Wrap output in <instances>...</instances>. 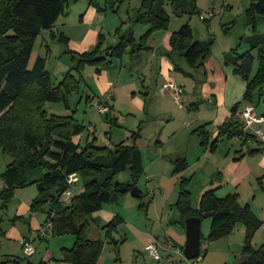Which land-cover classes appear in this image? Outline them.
Returning <instances> with one entry per match:
<instances>
[{
  "label": "rangeland",
  "instance_id": "rangeland-1",
  "mask_svg": "<svg viewBox=\"0 0 264 264\" xmlns=\"http://www.w3.org/2000/svg\"><path fill=\"white\" fill-rule=\"evenodd\" d=\"M66 1L68 6L65 13L51 30H43L37 38L29 69L33 68L38 57H43L53 86H60L65 92L62 83L75 85V81L80 82L77 89L66 93V102H48L45 110L49 115H72L83 124L84 132L75 138L82 147L88 142H94L100 148H114L121 142L129 145L135 143L142 153L144 166V172L136 184L142 200L133 198L130 192L118 203L105 204L100 210L116 211L125 220L112 232V239H108L103 227L114 217L110 221L105 220V224L95 222V214L88 220L87 237L91 240L101 238L105 242L101 258L108 259L110 264H157L149 248L156 243L165 246V241L172 236L177 238L180 243L178 247L184 251L186 229L182 223L172 224L173 221L169 219L171 215L178 214L176 203L183 178L189 180L191 206L195 209L200 205L204 190L214 189L218 183H223L218 194L220 198L239 193V202L250 204L261 222L250 245L256 249L264 245V172H252L236 186L232 183V177L240 174L243 165L237 166V174L234 167L230 168L240 161L239 150L247 152L248 149H257L264 138L257 136L258 142L243 144L221 137L216 149L211 151L208 146L201 145V136L197 131L207 124V130L218 133L220 125L213 121L216 114L209 99L215 93L219 95L224 92L225 75H228L224 71L227 68L232 76L239 78L244 100L247 83L234 74L232 66L225 64L224 56L232 49L239 48V45L241 54L250 48L241 43V39L253 33L247 21L251 0H197V12L182 16L176 15L177 10L168 4L169 27L151 33L148 50L132 54L129 49L122 59L116 60L104 53L106 64H80L81 55L92 51L101 38L102 51L117 44L121 36L131 33L135 43L141 44V38L150 28L138 22L142 0ZM213 12L215 14H211ZM186 23L192 28L193 43H208L214 39L209 57L197 69L188 67L184 57L172 53L170 35ZM256 31L264 34V19L261 16L257 19ZM61 34L69 40L68 43L65 39L61 40ZM161 53L167 54V58L158 59ZM144 58H148V63ZM258 65L256 57L254 72ZM176 88L181 90V94H176ZM109 94L113 95L112 99L103 103ZM254 101L252 108L256 117H264V93L259 98V90H256ZM219 103L223 104L222 101ZM105 105L111 110L108 114H102L98 109ZM247 105L244 103L241 106L242 113ZM260 128L264 133V124ZM187 131L190 133L187 134ZM136 133L140 135L137 140L134 138ZM184 155L189 168L181 174L175 173L173 162ZM261 156L252 158L253 163L248 161L247 168L256 169ZM11 161L1 149L0 196L4 187L2 174ZM44 172L38 168L28 171L27 184L17 188L6 204L0 200V259H9L4 264L38 263L47 254L63 261V249H71L75 245V234L54 235L50 231L49 239L38 237V230L47 214L45 209L32 211L31 205L38 197L35 182ZM131 180L129 169L115 176L117 183H129ZM204 185L207 188H202ZM70 187L74 189V195L83 192L84 182L80 174L73 176ZM141 202L149 203L148 208L140 209ZM211 224V218L203 217L200 257L190 261L178 257L179 264H234L243 254L246 238L243 223H237L231 233L209 241ZM25 237L31 239L36 249L31 257L24 254L20 245Z\"/></svg>",
  "mask_w": 264,
  "mask_h": 264
},
{
  "label": "trees",
  "instance_id": "trees-1",
  "mask_svg": "<svg viewBox=\"0 0 264 264\" xmlns=\"http://www.w3.org/2000/svg\"><path fill=\"white\" fill-rule=\"evenodd\" d=\"M196 2L197 0H142L138 22L150 27L141 38L142 43L136 44L133 37L128 40L129 36L123 35L117 44L102 51L101 38L92 51L81 55L80 64L105 63L104 53L116 60L122 59L129 49L132 54L148 50L147 42L151 33L167 30L169 27L171 19L166 5L172 4L178 16L193 15L197 12ZM67 6L66 0H0V150L12 160L2 174L4 187L0 200L6 204L17 188L27 184L28 171L37 168L44 170L41 178L35 182L38 197L32 202L31 210H46L45 222L52 221L54 235H76L74 247L63 249L64 259L59 262L98 264L105 242L87 237L88 220L105 204L118 203L129 194L143 174L144 166L142 153L135 143L129 145L121 142L114 148H100L94 142H88L82 147L75 138L82 135L85 126L72 115H49L45 110L48 102H66V93L77 89L80 82L75 81V85L62 83L65 92L60 86H53L43 57H38L33 68L29 69L37 38L43 30L54 27ZM259 16L264 19V0H251L247 21L253 28V33L241 39V43L250 48L241 54L239 45V48L232 49L224 56L225 64L232 66L234 74L247 83L244 100L232 107V118L219 127L218 133L207 130V124L197 130L201 136V145L208 146L211 151L216 149L221 137H237L243 144L248 141L258 142V135L244 133L243 125L235 117L244 103L255 105L256 90H259V98L264 93V34L256 31ZM60 38L65 39L64 34ZM192 40V28L186 23L172 34L170 44L173 54L184 57L188 67L197 69L209 57L214 39L208 43H193ZM65 41L68 43L69 40L66 38ZM256 57L259 65L254 72ZM110 111L109 109L108 112ZM139 136L138 133L134 134L135 140ZM263 151L264 148L248 149L243 156ZM173 164L174 172L178 174L189 168L186 158H178ZM127 169L131 171V182H115V176ZM74 174L82 176L84 189L81 194L73 195L67 204L63 201V195L71 188L68 181ZM188 183L186 178L181 180L176 203L184 227L187 219L196 217L202 220L205 214L212 213L208 236V240L212 241L231 233L237 223H243L246 238L242 255L250 256L245 264H264V245L257 249L250 245L261 225L250 206L242 205L237 193L220 198L215 189H210L203 193L200 205L195 209L191 206ZM148 205L149 203L141 202L139 208L147 209ZM122 223L123 219L117 216L103 227L109 239H112V232ZM28 264L51 263L41 260Z\"/></svg>",
  "mask_w": 264,
  "mask_h": 264
},
{
  "label": "crops",
  "instance_id": "crops-1",
  "mask_svg": "<svg viewBox=\"0 0 264 264\" xmlns=\"http://www.w3.org/2000/svg\"><path fill=\"white\" fill-rule=\"evenodd\" d=\"M172 36V34L170 35V37ZM167 38H168V36L166 35L165 37H164V41H165V43H166V41H167ZM171 39V38H170ZM151 44H153V42L151 43ZM151 48H153V49H155L153 46H151ZM158 50H160V47H158ZM166 55L167 54H165V53H161V58H158V59H162V60H164V59H166L167 57H166ZM137 57H139V56H137ZM151 57V56H150ZM139 58H141V57H139ZM151 58H153V57H151ZM143 60H145L147 63H148V58H144ZM143 60H142V62H143ZM151 62V61H150ZM177 69V68H176ZM176 69H174V70H176ZM225 74L226 73H228V75H225L226 77H225V80H226V85H225V88H224V92H222V93H219V95H220V98H221V100H220V98H219V95L217 94V93H215V94H213V97H212V99H209V103L210 104H212V111L216 114V117H215V119H213V121H214V123H216L217 125H223L226 121H228V120H230L231 118H232V116H233V114H232V112H231V109H232V107L235 105V104H237V103H239V102H241L243 99V86H242V84L240 83V82H238V80H239V78L238 77H235L234 75L232 76V74L230 73V71H229V69L227 68L225 71ZM167 85V84H166ZM218 92H220V88L218 89ZM200 100V99H199ZM222 101V103L223 104H221V103H219L220 101ZM248 106V107H247ZM246 107L247 108H249V107H253V106H251V105H247ZM217 109V110H216ZM254 110V109H253ZM255 113V112H254ZM256 115V114H255ZM264 116V115H263ZM235 119L239 122V124H241V125H243L244 126V124H245V118H244V116H243V113L241 112V109H239V111H238V113L236 114V117H235ZM201 120V119H200ZM202 120H204V119H202ZM264 123H262V124H256V125H254V128L253 129H259V130H262L261 128H260V125H263ZM243 126H242V130H243ZM190 127V126H189ZM191 131V130H190ZM190 131L188 132H186L187 134H189L190 133ZM243 132L244 133H249L250 134V131H244L243 130ZM263 132V131H262ZM213 133H215L216 134V132H213ZM258 136H260V137H263L264 138V133H263V135H258ZM234 140H236V141H238V142H241L237 137H235V138H233ZM264 140V139H263ZM249 142H253V141H248L247 143H249ZM261 146H259L258 148H264V141H262L261 142ZM239 152H240V155H239V158H240V161L238 162V163H233L232 165H231V167L230 168H232V167H234L235 169H236V171H235V174H237L238 173V168H237V166L238 165H243V169L241 170V172H240V174L238 175H234L233 177H232V183H234V184H236V186H239L240 184H241V182H243L244 181V179H246L252 172H264V151L262 152V153H259V154H255V155H245V156H243L246 152H244L242 149L241 150H239ZM237 153H238V151H237ZM262 155L261 156V160L258 162L259 163V165H258V167L256 168V169H251L250 167L249 168H247V166H248V163L250 162V163H253V160H252V158H254V157H256V156H258V155ZM177 158H186L187 159V157L184 155V156H179V157H177ZM250 158V159H249ZM249 161V162H248ZM225 182H226V184H228V181H227V179H225ZM223 183H218L217 185V187H214V189L216 190V195L218 196V194H219V190L220 189H222L223 188V185H222ZM209 186H211V184L209 185ZM212 187H213V185H212ZM202 188H207L205 185L202 187ZM206 190V189H205ZM205 190H204V192H205ZM207 191V190H206ZM232 194H234V193H232ZM238 195H239V193H237ZM230 195V194H229ZM240 196V195H239ZM222 198V197H221ZM224 198V197H223ZM243 205V204H242ZM246 205H249L250 206V208H251V205L250 204H246ZM178 210V209H177ZM252 210V209H251ZM115 214H117V215H115ZM120 214L118 213V212H116V211H114V212H112L111 210H109V209H107V210H105V211H99V212H97V213H95V222H101V224H103L102 222H104V224H105V222L106 221H110L113 217L115 218V217H117V216H119ZM120 217H121V215H120ZM122 219H123V223L125 222V220H124V218L123 217H121ZM178 218V219H177ZM47 219V218H46ZM169 219H170V221L172 220L173 222H172V224H181L182 223V217H181V214L179 213V211H178V214H173V215H171V217H169ZM106 220V221H105ZM46 221V220H45ZM45 223V222H44ZM122 223V224H123ZM43 225V224H42ZM42 225H40V228H41V226ZM121 226V225H120ZM185 229H186V227H185ZM40 230V229H39ZM39 230H38V233H39ZM52 231H53V229H52ZM53 233V232H52ZM54 234V233H53ZM182 235V234H181ZM179 236V235H178ZM39 237V236H38ZM40 238V237H39ZM25 239H28L31 243H32V241H31V239H29V238H26L25 237ZM41 239V238H40ZM47 239H49V237L47 238ZM46 239V240H47ZM99 239H101V238H99ZM109 239V238H108ZM177 238H175V237H169L166 241H165V244H169V243H172L174 246H176L177 248H179L180 247V243H178L179 241H177L176 240ZM45 240V239H44ZM33 244V243H32ZM179 246V247H178ZM64 249H67V248H64ZM180 250H181V248H179ZM42 260H44V261H48V262H50L51 264H69V263H64V262H59V260H57V259H55L52 255H49V254H47V255H45V257L42 259ZM9 262V259L8 258H6V259H0V264H4V263H6V262ZM98 264H110V262H108V259L107 260H104V258H100V260H99V263ZM177 264H179L178 263V260H177Z\"/></svg>",
  "mask_w": 264,
  "mask_h": 264
},
{
  "label": "built area",
  "instance_id": "built-area-1",
  "mask_svg": "<svg viewBox=\"0 0 264 264\" xmlns=\"http://www.w3.org/2000/svg\"><path fill=\"white\" fill-rule=\"evenodd\" d=\"M219 12V11H217ZM214 14V13H211ZM176 94H181V90L176 88ZM113 95H107L106 98L103 100V103H107L109 100H111ZM99 111L101 113L108 112L109 108L105 106H99ZM243 116L245 118V124L243 126V130L250 131L251 134L255 135H263L262 130L259 129H253L254 125L256 124H262L264 123V117H256L253 108L249 107L247 108ZM75 175V174H74ZM70 176L69 183L71 184L73 181V176ZM74 195V189L70 188L68 189L64 195H63V201H69ZM53 229V223L51 220H48L45 222L40 230H39V237L41 239H47L49 237L50 231ZM20 244L22 246L23 252L27 257H31L36 253V249L34 245L28 240L23 238L20 241ZM151 255L153 256L154 260L157 262V264H177L178 257L185 258L183 250H180L176 246H174L172 243L161 245L159 243H156L155 245L151 246L149 248Z\"/></svg>",
  "mask_w": 264,
  "mask_h": 264
},
{
  "label": "water",
  "instance_id": "water-1",
  "mask_svg": "<svg viewBox=\"0 0 264 264\" xmlns=\"http://www.w3.org/2000/svg\"><path fill=\"white\" fill-rule=\"evenodd\" d=\"M133 37L131 33L128 40ZM133 198L141 199L142 195L138 187H134L131 191ZM212 213L205 214L206 218L212 217ZM201 219L191 217L185 221L186 224V245L184 248V257L187 260H194L200 256L201 253ZM250 259L249 255H241L234 264H245Z\"/></svg>",
  "mask_w": 264,
  "mask_h": 264
}]
</instances>
